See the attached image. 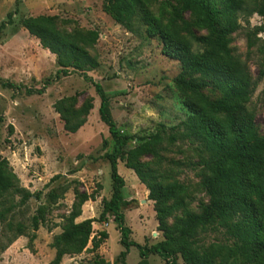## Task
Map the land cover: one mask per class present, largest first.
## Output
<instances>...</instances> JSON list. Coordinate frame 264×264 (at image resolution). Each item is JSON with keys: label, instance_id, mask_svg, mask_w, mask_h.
<instances>
[{"label": "rangeland", "instance_id": "rangeland-1", "mask_svg": "<svg viewBox=\"0 0 264 264\" xmlns=\"http://www.w3.org/2000/svg\"><path fill=\"white\" fill-rule=\"evenodd\" d=\"M180 1L143 3L152 16L166 23ZM9 12L13 13L11 20L0 30V159L7 160L19 185L34 195L23 204L16 193L0 195V264H48L55 255L53 240L83 194L90 198L82 204L77 218L96 219L92 236L99 244L92 247L89 241L87 249L64 255L60 264H95L101 259V264H122L119 253L124 246L113 215L107 213L105 221L99 220L103 201L112 194L106 153L111 152L113 140L100 118V96L94 82L100 83L118 130L131 137L128 145L133 146L140 138L162 130L172 132L171 127L186 118L185 95L174 80L181 65L166 54L159 37L147 34L146 23L139 15L134 16L133 30H129L104 8V0H0V23L8 21ZM28 18L67 33L96 31L98 39L88 50L96 56L98 66L57 75L56 56L43 48L25 26ZM240 23L228 45L232 54L246 62L256 81L248 105L258 132L264 136V77L258 79L264 17L254 13L248 19L241 18ZM248 34L254 41L252 45ZM202 92L210 98L220 96L210 85ZM55 104L69 110L71 122L83 118L85 123L76 132L67 131ZM162 146L164 160L160 163L150 155L139 159L162 173L164 182H180L184 203L199 211V203L209 201V197L198 184L195 164L201 156L195 144L179 139L174 144L163 142ZM117 170L125 180L127 204L121 210L125 224L132 230L129 237L150 247L163 239L157 228L154 202L125 161L118 160ZM182 211V206L176 209L167 223L171 226ZM36 215L40 223L33 230L32 217ZM32 234L35 237L30 240ZM202 236L209 250L224 241L219 231L209 230ZM140 259L139 249L130 247L125 263L136 264ZM148 260L149 264L170 261L156 253H149ZM173 260L185 264L179 255Z\"/></svg>", "mask_w": 264, "mask_h": 264}, {"label": "trees", "instance_id": "trees-1", "mask_svg": "<svg viewBox=\"0 0 264 264\" xmlns=\"http://www.w3.org/2000/svg\"><path fill=\"white\" fill-rule=\"evenodd\" d=\"M104 8L129 30H133L132 19L139 15L146 23L147 34L159 37L166 54L179 61L181 71L174 80L185 95L184 105L188 110L186 118L171 127L172 132L162 130L129 146L131 137L120 133L109 112L108 97L100 83L94 82L100 96V118L113 140L111 152L106 153L112 194L103 201L99 220L105 221L107 213L113 215L124 246L119 253L122 264H126L125 257L132 246L139 249L141 256L136 264H149V253L167 258L169 264H177L173 260L177 255L185 264H264V136L258 132L248 105L256 81L246 62L232 54L228 45L230 35L241 26V18L248 19L254 13L264 17V0H181L179 7L171 10L166 23L152 16L143 0H104ZM12 15V12L7 14L8 21L0 23V30ZM24 24L41 46L56 56L57 75L98 66L96 56L88 50L98 39L96 31L67 33L31 18ZM248 42L254 44L250 34ZM262 53L258 79L264 77V49ZM206 85L216 88L220 96H206L202 92ZM54 108L69 132H76L85 123L83 118L71 122L69 110L63 105L55 104ZM81 112H85L84 107ZM179 139L195 144L201 156L195 164L199 170L198 184L209 201L200 202L197 212L184 203L180 182H164L162 173L139 159L150 155L160 163L164 160L160 153L164 149L162 143L174 144ZM118 160L125 161L126 167L135 172L146 186L148 198L154 202L157 228L163 239L150 247L129 237L132 230L125 224L121 210L127 203L123 194L125 180L117 170ZM6 193L20 195L21 204L34 195L19 185L7 160L1 158L0 195ZM88 198L83 194L74 204L62 232L53 240L55 255L48 264H60L64 255L81 253L89 241L92 247L98 246L92 236L96 219L76 221ZM181 206V215L170 226L167 219ZM39 221L37 215L32 217L33 230L38 229ZM209 230L219 231L224 237L212 250L205 247L202 236ZM34 237L32 234L30 240ZM103 262L101 259L95 264Z\"/></svg>", "mask_w": 264, "mask_h": 264}, {"label": "crops", "instance_id": "crops-1", "mask_svg": "<svg viewBox=\"0 0 264 264\" xmlns=\"http://www.w3.org/2000/svg\"><path fill=\"white\" fill-rule=\"evenodd\" d=\"M83 219H86V218H85V217H80V218H77L76 221H81V220H83Z\"/></svg>", "mask_w": 264, "mask_h": 264}, {"label": "water", "instance_id": "water-1", "mask_svg": "<svg viewBox=\"0 0 264 264\" xmlns=\"http://www.w3.org/2000/svg\"><path fill=\"white\" fill-rule=\"evenodd\" d=\"M104 264H111V263L108 261V262H106V263H104Z\"/></svg>", "mask_w": 264, "mask_h": 264}]
</instances>
